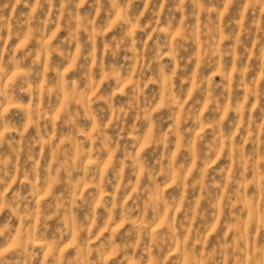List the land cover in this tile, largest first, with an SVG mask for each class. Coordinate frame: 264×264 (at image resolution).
Returning <instances> with one entry per match:
<instances>
[{
	"label": "clouds",
	"instance_id": "clouds-1",
	"mask_svg": "<svg viewBox=\"0 0 264 264\" xmlns=\"http://www.w3.org/2000/svg\"><path fill=\"white\" fill-rule=\"evenodd\" d=\"M0 264H264V0H0Z\"/></svg>",
	"mask_w": 264,
	"mask_h": 264
}]
</instances>
